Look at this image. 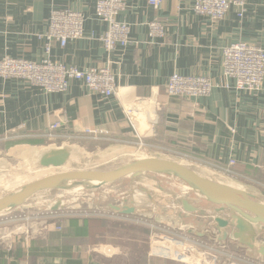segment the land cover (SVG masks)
I'll return each instance as SVG.
<instances>
[{"label":"crops","instance_id":"crops-1","mask_svg":"<svg viewBox=\"0 0 264 264\" xmlns=\"http://www.w3.org/2000/svg\"><path fill=\"white\" fill-rule=\"evenodd\" d=\"M97 1L0 0V59L49 58L80 70L107 67L116 84L115 94L103 96L76 80L64 92L47 93L20 79L0 78V165L6 157L25 152L35 163L45 151L63 146L71 148L70 164L91 145L92 154L87 156L96 157L97 165L117 158L123 161L115 166L142 157L171 159L218 182L216 173L230 178L235 183H221L264 202V80L260 91H245L236 89L233 81L225 87L222 74L225 47L246 42L264 48V0H247L242 17L230 8L219 21L195 13L193 0H162L158 9L148 0H124L126 7L117 20L129 24L131 41L112 50H106L101 40L107 25L95 15ZM64 8L85 16L83 37L64 47L54 44L47 53L43 36L50 12ZM153 20L164 24L163 37L148 35L147 24ZM173 73L205 76L217 86L206 97H170L165 87ZM127 109L133 110L131 121ZM65 119L66 126L51 132V124ZM86 128L99 133L94 138L85 134ZM138 138L144 146L137 147ZM229 168L231 174L226 173ZM177 196L171 203L151 202L167 208L157 223L171 227L173 235L180 228L188 238L206 240L205 200L182 196L198 208L189 213L182 210V198ZM133 205L136 211L144 208L143 203ZM68 219L62 231L29 232L11 250L0 247V264H190L177 257L186 251L182 244L179 249L173 244L177 236L160 234L159 241L169 243H157L159 247H154V239L127 242L123 233L129 224L139 226L133 229L145 238L147 225L121 213L77 218L78 228H70ZM178 222L182 224L177 226ZM214 226L222 236L215 221ZM263 227L252 225L248 233L258 238Z\"/></svg>","mask_w":264,"mask_h":264},{"label":"built area","instance_id":"built-area-1","mask_svg":"<svg viewBox=\"0 0 264 264\" xmlns=\"http://www.w3.org/2000/svg\"><path fill=\"white\" fill-rule=\"evenodd\" d=\"M155 9L160 8L162 0H148ZM247 0H193L192 9L195 13L208 17L211 21H219L224 18L230 8L237 11L239 17L246 12ZM126 7L124 0H98L95 6V15L98 20L107 25L101 40L106 50H112L117 45L126 46L130 43V27L124 21L117 20V15ZM85 16L71 9H52L50 12L48 29L43 36L45 50L49 53L54 44L64 47L68 41L80 39L84 34ZM150 37H163L164 24L159 20H153L147 24ZM222 74L227 80L225 87H229V81H233L238 90L258 92L262 89L264 80V48L246 42L233 43L223 50ZM0 78L20 79L31 86L40 87L47 93L64 92L68 89L72 80L81 81L87 89L93 93L103 96H111L116 92L114 76L107 67L88 68L80 70L76 67L66 66L57 61L45 58L41 61H31L22 58L4 56L0 59ZM217 86L210 78L205 76H184L173 73L166 83V93L170 97L198 98L210 95L213 88ZM133 110L127 109L125 115L130 120ZM131 121V120H130ZM67 120L55 122L50 125L51 132L67 125ZM132 126L134 127L133 123ZM96 129L86 128L85 134L97 136ZM53 135V134H51ZM138 147L144 146L138 138ZM235 164L231 160L229 165ZM231 174V169H226ZM113 215V214H112ZM66 216L48 210L41 217L11 218L4 227L0 228V247L9 251L12 249L15 239L29 232L40 233L49 228L62 231L63 220ZM23 220V224H17ZM3 221V220H1ZM142 224L146 222L139 221ZM6 224V225H4ZM7 225H12L9 230ZM40 227V228H39ZM152 227V226H151ZM26 236V235H25ZM187 240V239H186ZM178 242V241H174ZM179 243V242H178ZM192 244L197 242L192 241ZM220 253L224 252V245L218 244ZM186 251L196 252L195 246L185 248ZM184 252V251H183ZM197 253V252H196ZM194 255V254H190ZM201 255V253H200ZM209 261L208 253H204Z\"/></svg>","mask_w":264,"mask_h":264},{"label":"rangeland","instance_id":"rangeland-1","mask_svg":"<svg viewBox=\"0 0 264 264\" xmlns=\"http://www.w3.org/2000/svg\"><path fill=\"white\" fill-rule=\"evenodd\" d=\"M64 142L68 141L65 140ZM92 150L93 147L88 145V147L85 149L83 148L81 156L77 155L78 157L75 158L73 163H68L62 168H40L36 165L37 161L33 163L26 152L19 155H13L8 158L6 157V161L0 165V196L16 190L25 183L38 179L43 174L49 175L55 172L83 169L85 167L107 169L112 168L119 164L120 161H123V159L117 158L116 160H108L107 162L100 163L98 165L94 164L93 160L97 158L93 156L90 158L87 156L92 154ZM216 176V180L221 182H227L228 184L229 182L235 183V181H232V179L226 178L221 174L216 173ZM142 188L148 190L151 198L147 197L146 192L143 191ZM173 191L175 192L174 195L169 194ZM178 194L181 196L180 198H182V196H187L196 199V195L192 193L189 190V187L182 181L170 176L155 174L149 176L145 175L135 179L127 177L118 182L104 185L103 187L97 189H84L77 192L64 190L45 191L33 196L22 206L15 208L8 213L0 214V228L4 227L1 223L6 222L7 224L11 221H6L7 219L15 217V219H19V217H41L42 214L48 212V210L51 208V206H53L59 197H62L61 205L63 207L57 212L66 216L65 219L72 217H115V215H120V213L115 211L111 206L116 205L122 207L125 204H129L132 200L137 204L143 203L144 208L142 210H137L134 213L123 215L131 220L146 222L147 228L150 230V232L147 234V238H145L144 235H140V230L133 229L131 227L129 230H125L123 233V237H125V239L128 238L126 240L127 242L139 240L144 244V242L150 243L154 239L152 241L153 245L155 247H159L158 244L155 243L158 242L162 245L169 243L160 242V234H162L163 237H171L172 235V237H178L175 239H178V242L182 244L184 248L190 247L191 245L195 246L196 249L194 250L197 253L184 251V255H181L182 257H178L189 262L190 264H264V257H260L255 252V250H250L248 247L238 244V240L236 241V239L231 240L232 234L236 230L234 225L229 226L230 228L226 229L228 232V237L226 239H222V236L219 232L217 233V228L214 226L213 217L221 216L222 214L224 216L221 217L228 218L229 212L228 210H225L222 213H216L213 209L216 206L210 204L209 202H205L206 200H203V203L207 204L208 209H202L205 213L202 215L203 221L204 223L206 222L208 226V228L204 230V233L207 236L206 240L201 241L193 236L188 238L186 237V232L184 230L181 231L180 228H178L179 230H175V234L177 235H173L171 231H169L171 227H168L163 223L159 225L157 221L163 217L162 213H165L163 215L167 214V208H163L161 204L157 205L156 208L151 202L153 200H158V202H162L164 200L171 203V199L173 197L177 198ZM125 198L127 199L126 202L124 201ZM23 223L24 221L21 220L18 221L17 224ZM179 224L182 223L178 222L176 225L178 226ZM6 227H9V230L13 228L12 225H7ZM111 231L113 232V228ZM247 236L250 237V234L247 233ZM258 238H254L256 244H264V227L260 231ZM119 241L123 242V240ZM192 241L197 242V244H192ZM100 242L104 243V241ZM218 244L224 245V252H219L220 249ZM191 253L194 255H190ZM204 253H208L209 261L206 259V262L208 263L204 262L205 257H202Z\"/></svg>","mask_w":264,"mask_h":264},{"label":"water","instance_id":"water-1","mask_svg":"<svg viewBox=\"0 0 264 264\" xmlns=\"http://www.w3.org/2000/svg\"><path fill=\"white\" fill-rule=\"evenodd\" d=\"M70 159L69 146L51 148L41 155L36 165L40 168H62ZM152 174L170 176L182 181L192 193L216 206V213L228 210V218L214 217L219 231L222 232V239L228 237L226 229L234 225L236 230L232 237L241 245L254 249L260 257H264V244H256L253 237L247 236L252 225L264 226V202L259 201L249 192L210 179L188 165L166 158L142 157L107 169H74L45 175L0 196V214L22 206L41 192L51 190L77 192L84 189H97L127 177L135 179ZM142 190L151 198L147 189L142 188ZM61 201L62 197H59L51 206V211L62 209ZM124 201L126 202L127 199L125 198ZM111 207L126 215L136 211L132 200L122 207L116 205ZM181 207L183 211L189 213L198 210L188 198L181 199Z\"/></svg>","mask_w":264,"mask_h":264},{"label":"trees","instance_id":"trees-1","mask_svg":"<svg viewBox=\"0 0 264 264\" xmlns=\"http://www.w3.org/2000/svg\"><path fill=\"white\" fill-rule=\"evenodd\" d=\"M81 219V217H74L73 219L71 218H67L68 220H70L69 222H68V226L70 227V228H78V225H77V222H76V220L75 219ZM67 219H64L63 220V222H65ZM88 219V218H87ZM96 225H98V224H96ZM132 228H136V227H139V226H136V225H134V224H129ZM84 227H86V225L84 226ZM144 230V229H143ZM146 232H147V234L150 232L149 231V229L147 228V230H146ZM22 240H24V237L23 236H19V237H17L16 239H15V242H14V244H17L18 242H20V241H22Z\"/></svg>","mask_w":264,"mask_h":264},{"label":"bare ground","instance_id":"bare-ground-1","mask_svg":"<svg viewBox=\"0 0 264 264\" xmlns=\"http://www.w3.org/2000/svg\"><path fill=\"white\" fill-rule=\"evenodd\" d=\"M43 176H45V175H44V174H43V175H41V177H43ZM39 178H40V177H39ZM32 181H33V180H32ZM157 243H158V242H157ZM157 243H155V244H157ZM159 245H160V244H159ZM174 245H176L177 247H180V244H179L178 242H177V243H176V242H174ZM154 247H155V246H154ZM178 249H179V248H178ZM166 252H167V251H166ZM170 252H171V251H170ZM170 252H169V253H170ZM167 253H168V252H167ZM176 254H178V253H177V252H175V255H176ZM177 257H182V256L178 254V256H177Z\"/></svg>","mask_w":264,"mask_h":264}]
</instances>
